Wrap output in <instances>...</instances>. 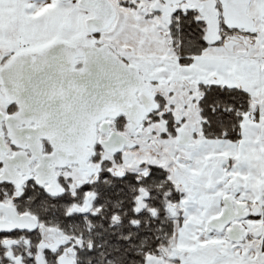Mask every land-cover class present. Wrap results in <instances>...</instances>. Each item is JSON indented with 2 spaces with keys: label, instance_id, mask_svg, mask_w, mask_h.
<instances>
[{
  "label": "water",
  "instance_id": "95a60500",
  "mask_svg": "<svg viewBox=\"0 0 264 264\" xmlns=\"http://www.w3.org/2000/svg\"><path fill=\"white\" fill-rule=\"evenodd\" d=\"M218 2L221 12L216 7ZM250 2L160 0L152 8L161 12L167 25L179 9H197L199 18L206 23L204 41L214 45L222 40L221 18L229 29L256 31L248 12ZM79 4L93 13L86 22L90 30H101L115 17L111 0H79ZM224 44L228 50H233V41ZM0 79L5 96L18 107L8 120V128L14 129L23 123L35 124V129L17 133V137L25 139L24 134H28L29 141L37 145L41 139H47L54 148L47 162L58 166L85 163L93 154L98 128L104 129L102 126L108 120L123 115L136 129L150 111L158 109L138 67L126 62L104 43L77 45L57 41L35 54L18 53L1 68ZM190 139L188 132L180 130V144H187ZM103 146L117 153L134 143L124 134L113 132ZM29 147L35 154L33 145ZM141 205L138 212L144 207ZM243 206L246 205L225 196L222 213L207 223L209 230L222 231L231 223L227 230L229 238L241 240L246 232L235 220L248 216L247 210L237 214Z\"/></svg>",
  "mask_w": 264,
  "mask_h": 264
},
{
  "label": "crops",
  "instance_id": "0c3cea01",
  "mask_svg": "<svg viewBox=\"0 0 264 264\" xmlns=\"http://www.w3.org/2000/svg\"><path fill=\"white\" fill-rule=\"evenodd\" d=\"M77 1L0 0V55L5 51L35 54L54 42L71 43L79 38L93 13L90 16L89 9L76 5ZM249 14L264 30V0H251ZM224 47L208 45L181 68L184 80L241 87L261 98L264 106V43L258 42L253 56L249 50L235 54ZM253 47L255 43L249 46ZM253 111L245 114L238 140L201 136L193 145L190 135L189 143L178 142L181 152L172 164L167 153L165 163L171 168L172 179L185 192L177 237L185 263L264 264V248L249 242L233 243L224 233L206 229L208 220L220 213L225 196L264 208V112L261 108ZM245 224L251 227L256 221Z\"/></svg>",
  "mask_w": 264,
  "mask_h": 264
},
{
  "label": "flooded vegetation",
  "instance_id": "af4514ba",
  "mask_svg": "<svg viewBox=\"0 0 264 264\" xmlns=\"http://www.w3.org/2000/svg\"><path fill=\"white\" fill-rule=\"evenodd\" d=\"M216 7L221 12L219 2ZM189 12L204 22L199 18L197 9H179L173 16ZM221 27L225 28L222 18ZM243 31H234V34L246 44L244 37L250 32ZM230 41L234 42L233 47L237 44L234 40ZM17 109L11 101L6 106V113L0 112V264H87L97 244L101 245L104 240L106 229L110 224L116 226L119 222L116 215L111 214L110 206L121 205L105 201L103 189L108 185L122 186L128 182L127 178H123L127 173L142 174L115 169V156L121 151L112 153L103 146L113 132L127 136L122 120H126L131 128L132 124L123 115L108 120L102 126L104 129L98 128L93 154L85 163L58 166L47 162V158L54 153L47 139H41L37 145L29 141L28 134H24L25 139L17 137V133L35 129V124L23 123L14 129L8 128V120ZM30 144L35 154L31 152ZM147 197L148 193L142 192L136 197L134 206L140 203L145 206ZM244 210L248 211V216L235 220L246 232L241 240L229 238L227 230L231 223L222 231L209 230L207 224L206 229L208 232L224 233L233 243L249 242L263 249L264 208L243 206L237 214H242ZM253 220L255 225L249 227L245 224ZM154 257L175 264H180V261L182 264H194L184 262V253L177 247V239L161 256Z\"/></svg>",
  "mask_w": 264,
  "mask_h": 264
},
{
  "label": "rangeland",
  "instance_id": "374dc122",
  "mask_svg": "<svg viewBox=\"0 0 264 264\" xmlns=\"http://www.w3.org/2000/svg\"><path fill=\"white\" fill-rule=\"evenodd\" d=\"M156 1L160 0H111L115 7V17L98 31L90 30L87 25L84 26L85 30L80 37L72 40L71 43L77 45L109 44L121 58L138 67L146 81L149 93L158 105L159 119L154 120V114L149 117L151 112L156 111L152 110L136 129L131 128L126 120H122L124 132L135 145L125 147L115 156L117 163L114 162V168L146 174L149 165H159L167 169L171 181L184 192L183 187L172 179L171 168H168L165 161L168 157L167 153H170L171 164L174 159H177L176 155L180 151L178 148L180 130H185L192 136L193 145H196L201 138V118L197 104L201 96L199 84L206 82L184 80L181 68L185 65L181 64L180 59L182 57L188 59L192 55L186 52L182 54L181 48L173 44L169 25L163 22L161 12L152 8ZM76 5H80L78 1ZM88 12L89 15L92 14L90 10ZM253 20L257 32L245 35L246 44L240 36L234 34V31L242 32V30L228 31L221 27L222 40L217 43L218 46H224L223 41L234 40L237 43L233 47L235 54L240 52L239 50L244 52L249 50L250 56H253L256 53L258 42L264 43V30L261 29L260 21ZM205 30L206 26L204 32ZM251 43H255L252 49L249 48ZM190 50L192 49L188 51ZM14 53L5 51L4 55H0V70ZM260 99L253 97L256 103L253 112H258L260 108L264 112ZM9 102L11 101L5 96L0 79V112L6 113V106ZM165 112H171L175 121H179L175 126V135L171 134L165 126L163 116ZM108 154L106 152V155ZM181 199L176 206L181 207ZM146 264L175 263L150 256ZM180 264H182L181 261Z\"/></svg>",
  "mask_w": 264,
  "mask_h": 264
},
{
  "label": "trees",
  "instance_id": "16d2710c",
  "mask_svg": "<svg viewBox=\"0 0 264 264\" xmlns=\"http://www.w3.org/2000/svg\"><path fill=\"white\" fill-rule=\"evenodd\" d=\"M176 17L172 18L169 28L173 44L181 48L182 54L192 55L180 59L181 64L186 65L208 46L204 41L205 23L197 20L193 12L179 13ZM199 88L201 96L197 105L202 137L238 140L245 114L256 106L252 94L244 88L221 83H200ZM158 113L156 110L149 117L154 114V120L159 119ZM163 116L167 130L175 135L179 121H175L171 112ZM123 178L128 182L122 186L108 185L103 189L105 201L121 205L110 206L111 214H115L119 222L106 229L104 240L101 245L97 244L87 264H145L148 255L161 256L177 239L183 215L176 204L184 192L171 181L167 169L149 165L146 174L127 173ZM142 192H147L148 197L146 205L138 212L134 204Z\"/></svg>",
  "mask_w": 264,
  "mask_h": 264
}]
</instances>
